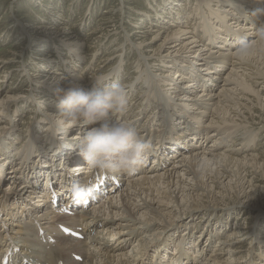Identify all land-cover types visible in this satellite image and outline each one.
<instances>
[{
	"label": "bare ground",
	"instance_id": "bare-ground-1",
	"mask_svg": "<svg viewBox=\"0 0 264 264\" xmlns=\"http://www.w3.org/2000/svg\"><path fill=\"white\" fill-rule=\"evenodd\" d=\"M195 1L198 2L200 0ZM210 1L214 0H203L202 2L204 3L196 2L199 5L208 6V11H204L205 9H203L199 13L201 21L198 27L202 29L199 35V32L190 27L184 25H181V27L176 26L166 33L164 41L156 49L151 50L154 52V55H151V57L155 56V59L160 62L161 66H165L163 72L160 70L159 73H153L150 70L152 69V65L147 64L143 70L140 68V74L138 73L136 77H132L130 85H123L125 88H128L127 92L133 96L138 82H142L143 80L142 88L139 89L143 95L140 97L133 96L134 102L127 112L117 113L113 111L111 112L112 114L110 113V117L117 115V120H127L131 125L135 122L136 124L133 127H136L140 124V112L146 111L148 106L152 105V112L160 114L162 111L161 117L163 121L159 124L160 128L166 129L170 124H173L174 127L168 128L177 137L173 139L175 142H170V144L159 142L156 150L152 148L146 155L143 165L140 166L143 171L132 173V175H128V173H111L115 175L117 181H121L122 183L121 188L117 187L115 191L111 190L109 185L102 187L104 183H108V176L102 182L100 171H97L93 178L88 183H85L86 185L83 188H80L81 182L78 181L79 176L70 172V170L76 171L77 169L84 174V172L89 171L86 164L82 163L83 158L78 154L79 138L85 130L77 132L78 134L74 138V141H72L68 139V135L63 134L67 130L62 132L63 136H60V130L58 131L56 128H53L52 124L48 123L49 125L46 124L44 126V129H48L45 138L38 140L35 132L30 129V133L28 134L29 139L26 142L27 145H24L25 148L21 147L20 152L18 150L12 153L7 145L8 143L4 142L2 137L5 136L4 138H6L7 134L12 135L15 133L12 127L9 130L6 118L13 116L10 111L13 104L10 102H16L19 98L15 97V95H5L0 99V162L1 160L3 161L0 163V260L4 256H7L9 260L13 261V264H245L247 262L248 264H264V255L258 256L259 252H256L257 255L255 256L257 257L255 258L250 255L251 246L259 239L252 225L263 211L258 194L261 188V190L264 189L260 185L262 182L264 184V158H261L264 155V150H260L259 155L261 157L257 155L258 151L248 157H237L240 153L242 154L244 149L253 147L252 138L259 129L264 128V39L258 37L259 29L264 27V11L261 13V9L264 6H255V0H215L218 2L219 7L214 9L210 7ZM246 3L247 7L253 5L254 8H257L258 14L253 15L250 13L251 15L247 16L245 20L242 16H244V12L246 13ZM174 12L178 14L177 10ZM203 12H205V15L202 14ZM205 16L210 22L212 19L210 16H214L220 23V26L221 24L223 25V30H218L216 27L214 33H212L214 29L212 25L217 26L219 23H206L204 21ZM180 19L182 18L180 17ZM237 21H241L242 23L237 25ZM65 30L66 28H61V30L56 29L54 32L56 34H60L61 32L62 34L65 33ZM24 32H26L25 28ZM139 32L135 31V36L139 35L141 37V33ZM146 32L147 30L143 31L142 34ZM158 33H160V30L152 36L156 37ZM205 35H212L216 41L222 39L220 45L229 43L231 46L236 43V40L248 37V40H246L248 47L242 49L239 46L240 49L236 53H228L226 55L222 54V52L219 56H216L215 53H218V50L215 52L211 51V46L215 43V40L208 39ZM235 35L238 36L235 38ZM252 36H256V38L253 39ZM71 43H75L78 48L80 47V43L77 40H73ZM133 43L140 49V56L145 59L146 63L149 58L148 55H144L142 50L148 44H144L143 42H139L141 44H138V42ZM68 47L69 50L73 49L70 45ZM130 47L136 51L131 45ZM220 47L223 48L222 45ZM162 50H167L163 54L165 57L173 55L174 58L169 63H166V60L162 58L163 56L158 57ZM57 52L59 53V50ZM111 52H107L106 56L111 54ZM51 59L53 58L47 61L53 63ZM71 60L73 65L70 67L72 68L70 75L63 80L64 77H55L57 74L51 70L50 75L56 80H46L47 84L44 83L46 89L54 88V93H56L58 88L68 83H71L74 87L89 89V86L85 85L86 87H84V85H80L82 74L79 71L73 73L74 69L79 70L78 68H74L75 65H78L77 59L72 57ZM2 61L0 60V62ZM104 61L109 62L110 58L104 57L100 63ZM177 61L191 64V70L187 67L178 73L181 69L177 67L179 66L176 65ZM3 62L5 63L6 60ZM220 65L223 68L230 65L233 69L222 81L224 88L219 92H214L212 91L214 79L217 80L222 77L221 68L215 69ZM61 66L62 68L64 67L62 64ZM103 67L104 65L98 66L96 70L100 72ZM24 68V63H21L20 67H17L19 73L23 72L24 74L25 72L26 77H31ZM210 69H215L213 72L214 75L216 74L215 77L208 72ZM68 72L69 68L65 65L64 73L69 74ZM112 73L110 75L106 74L105 77H110V79H106L105 83L118 82V72L113 70ZM172 74L176 77H172ZM104 75V73L100 74V76ZM94 76L96 75L93 74L92 77L94 78ZM145 77L148 78L146 79ZM160 77H164L161 80H168L167 85H173L175 89H178L174 90V93L181 91L185 87L184 94L179 98L180 103H175L176 105H173L169 101L164 103L166 98L160 94L162 92L160 85L162 84H158ZM188 78L191 80L182 87L181 80ZM200 78H204L205 81ZM32 80L34 81L32 77L31 79L29 78L28 83H32ZM209 80H212V83H208ZM88 81L89 79L87 80L86 78L85 82ZM259 84H261V88L257 87ZM156 85H159V87H155ZM189 108L193 110L189 111ZM255 110L258 112L257 115L254 114ZM206 111H209V114ZM173 112L175 115H173ZM114 117L111 119H115ZM157 118L154 119L153 115L152 120L145 121L137 131L143 133L148 123H150L148 124L149 127H153V122ZM188 118L190 120H187ZM204 119L206 120L203 121ZM191 120L195 121L192 122ZM243 122H246V124L248 122L260 123L261 128L257 127L259 129L255 134L251 132L252 130L248 129L242 131L241 126ZM198 123H203L204 126L202 128L204 129L198 128ZM250 123L248 124L250 125ZM196 124L197 126H195ZM185 125H189L191 129H185ZM92 126L89 125L87 128ZM193 127H196V129H193ZM41 129L44 130L43 127ZM152 130L158 129L152 128ZM152 130L146 134L149 138L155 133ZM177 132H180V134L177 135ZM188 132L191 133L189 134ZM203 132L206 133L205 136L202 135ZM58 133L60 137H64V139L66 137V141H61L60 137L56 135ZM211 133L215 134L210 135ZM191 135L194 136L191 137ZM163 140L170 141L166 137ZM190 141L196 142L192 144L193 147H196L191 149L192 151L188 148ZM204 141H206L205 144ZM210 141L212 143L208 145L207 142ZM29 145L32 147L27 151L26 148ZM236 145H239L242 149L236 150L239 148H236ZM223 147L227 148L223 149ZM186 149L190 153L189 151L187 154L184 152L187 156L181 157L176 166L172 165L173 167H170L171 161L183 154H178V152L187 151ZM166 155L170 156L166 158ZM54 159L59 160L54 161ZM186 159L189 161L188 166L185 163L187 167L183 170L186 171L188 169L187 172L193 175L197 174L193 170V167L200 161L204 163L212 162L215 165L219 163L218 166L223 168L218 167L219 169H217L216 173H227L226 170L229 169L230 165L236 162H239V164L242 162L245 166L252 168L251 170L253 171L248 174L246 179L240 180V184L235 185L237 188L234 185L231 186L230 181H226V178L217 179L218 184L216 186H219V190L215 193L212 191L211 195H214L213 197L223 199V195L225 196V194L220 190L222 185L227 190L228 187L231 189L235 188L232 194L229 193L231 196L226 200H213L214 202L209 201L210 199L205 200V198H203L204 200H189L182 194H179V197L173 195L174 197L171 199L169 197V188L167 196L157 198L143 197L140 203L136 201L135 198L136 196L138 197L136 190H143L142 193L145 194L144 190L147 189L145 181L146 184L147 181H151L148 185L154 188L153 191L155 190L154 180L160 181L163 179L165 182L161 181L159 183L167 185L172 174L174 176L177 174V177L179 176L178 174L181 173L180 170L182 168L179 169L178 167L182 166V163ZM60 160L63 162L61 163ZM257 161L259 167L254 165ZM176 162L173 161V164ZM49 168H51L50 173ZM160 170L162 173L159 172ZM164 170L165 172H163ZM211 174L208 175L207 180L210 179L212 181L215 173ZM42 175H44V180H47L46 185L39 184ZM87 178L88 176H85L83 179ZM197 179H194V183L191 182L195 186L194 189L200 186V177L199 180ZM14 182H19V189L13 188L12 184ZM100 182L102 184L99 186ZM174 182L177 181L174 180ZM63 184L66 187H63ZM40 188L42 189L40 190ZM106 189L110 190L103 196L104 198L101 200V203H103H99L100 205L96 207L92 203L94 207H89V209H81L82 207H78L79 209H75L74 207L67 209L69 208L67 200L64 202L58 201L61 197H68L73 201H78L82 195H85L86 198H92L97 195L99 196V194L101 195ZM180 189H182V186ZM24 190L27 193L25 198L23 197ZM230 190L228 191L230 192ZM208 192L209 190L205 193ZM34 202L42 204H37V207ZM226 205L228 206V214L232 209L238 207L245 212L249 211L253 216L249 214L250 217H246V225L244 227L240 226L239 229H231L229 226L219 230L215 227L216 231L212 227L215 224L213 219L220 214L219 212ZM214 208H217V210H214ZM197 210L202 211L201 218L204 217L206 221L201 223V225L198 223L192 228L188 225L192 222V217L197 213L194 212ZM63 211L65 212L62 213ZM188 227H190V231H187ZM234 227L236 226L234 225ZM153 228L154 231H152ZM193 229L201 233L199 235L191 234L190 232ZM193 235L195 238H192ZM209 235L211 239L216 238L218 235V243L216 242L212 250L210 247L211 242H207L210 239ZM241 236L244 237L240 238ZM117 239L119 241L115 244ZM245 239L248 241L244 242ZM172 244H175L173 248L171 247ZM10 245H12L11 250L8 252V255H5ZM261 249L264 250V247ZM206 253L208 254L205 255ZM191 260L193 263H190Z\"/></svg>",
	"mask_w": 264,
	"mask_h": 264
},
{
	"label": "rangeland",
	"instance_id": "rangeland-1",
	"mask_svg": "<svg viewBox=\"0 0 264 264\" xmlns=\"http://www.w3.org/2000/svg\"><path fill=\"white\" fill-rule=\"evenodd\" d=\"M202 1L203 0H200L198 2L204 3ZM196 2L197 1H195V0H0V60H3V61L6 60L5 63L3 61L0 62V99L2 97H4L5 95H13V96L15 95V97L19 98L18 100H20V101L17 100L16 102H10L13 104L11 106V110H10L12 112L13 116L6 118L8 126H9V130L12 127L14 129L15 133L12 135L7 134L6 138H4L5 136L2 137L4 142L8 143L7 145L9 146V149H11V152L13 153V152H16L18 150L20 152L21 147L25 148V146L27 145L26 142L29 139L28 134L30 133L29 132L30 129H32L35 132V136L38 137V140L45 138L46 137L45 134H46V131L48 129L47 128L44 129V126L46 124L49 125L48 123L52 124V122L58 118V116H57L58 109L56 107L57 100H58L57 94L54 93V91H55L54 88H52V89L47 88L46 89L45 88L46 86L44 85V83L47 84L46 80H48V81L56 80L53 77H51V75H50L52 72L51 70L55 71V73L57 74V75H55V77L56 76L60 77V78L64 77L63 80H65V77L67 78L70 75V73L72 72V68H70V67L73 65V62L71 59H72V57H75L77 59L78 65H75L74 68H78L79 70L73 68L74 69L73 73H76L77 71H79V73L82 74V78H83V79L80 78V80H81L80 85L82 84V85H84V87L89 86L88 88H91V82L90 81L93 78L92 77L93 74L96 75L94 77H99L101 73H104L105 74L104 76H106V74H108V75L113 74L112 71L115 70L118 72V75H119L118 76L119 80L117 83H121L122 85L126 86V85H130V81H132V77H136V75L138 73L140 74L141 69L143 70L147 64L152 65V69H150V70L153 73H159L160 70L163 72V69H165V66H161L160 62L155 59L156 58L155 56L151 57V55H154V52H152V51L154 49H156L159 46V44H161L164 41V39H165L164 37H165L166 33L169 32L170 30L174 29L176 26L181 27V25L182 26L184 25L186 27H190V28L194 29L196 32H199L198 35L201 33L202 29H200V27H198L199 22L201 21V19H199V17H200L199 13L203 9H205L204 11H208V6L207 5H201V4L199 5V4H197L198 2L197 3ZM121 5H122V8H121ZM209 5H211L210 7L214 8V9L216 7L217 8L219 7L218 2L215 0L210 1ZM254 5L255 6H264V0H255ZM167 6H168V8H166ZM120 8H121V10H120ZM252 8H254L253 5L247 7V3H246V7H245L246 13L244 12V16H242L243 19L246 20L247 16H249L251 14H253V15L258 14V9L257 8L252 9ZM176 10H177L178 14L174 12ZM248 11H249V13H247ZM263 11H264V8L261 9V13ZM202 14L205 15V12H203ZM196 15H198V16H196ZM258 16H256V17H258ZM180 17L182 19H180ZM259 17H262V16L260 15ZM210 18H212L211 19L212 23L213 22L215 24L219 23L218 20L214 18V16H212V17L210 16ZM207 19L208 18L205 16L204 21L206 23H209L210 21ZM179 21H180V23H179ZM197 21H198V23H197ZM229 23H230V21H229ZM240 23H242V22L241 21L236 22L237 25H240ZM212 26L214 28L212 33H214V30L216 29V27L218 30H221V29L223 30V25L221 24V26H220V23L217 26H215V25H212ZM256 26H258V25H256ZM23 27L25 28L26 32H24ZM234 27H235V25H234ZM61 28L62 29L66 28L65 33L61 34V32H60V34L58 33L59 34L58 35L54 32V30H56V29L61 30ZM236 29H237V27H236ZM253 29H255V28H253ZM146 30H147V32L142 34V32L146 31ZM154 30H156V31H154ZM159 30H160V33H158V36H156V37L152 36V35H155L156 32ZM135 31H140L139 33H141V35H140L141 37H139V35L135 36V33H134ZM224 35H222V36L225 37ZM205 36L208 39H212V40L214 39L215 40V43L211 46L212 47L211 51L215 52L218 50V53H215L216 56H219L220 53H222V52H223L222 54H226V55L228 53H236L240 49L242 43L244 41L248 40V37H242L241 40L239 39L240 41L236 40L235 41L236 43H234L233 46L229 45V43L221 44L223 46V48H222V47H220L221 46L220 42H222L221 41L222 39H219L216 41V39L212 35H210L211 38L209 35L208 36L205 35ZM237 36L238 35H235L234 37L236 38ZM60 37H63V38H60ZM136 38H139V39H136ZM252 38L255 39L256 36H252ZM73 40H77V42L80 43L79 48L75 43H71V41H73ZM149 40H151V41H149ZM130 42H138V44H141L143 42L144 44L145 43L148 44V46H145L142 50L144 55H148V58H149V59H147L146 63L144 61L145 60L144 58H142L141 56L138 57L136 55V51H134L130 47V45H131ZM139 42H141V43H139ZM68 45H70V47L73 49L69 50ZM216 46H218V47H216ZM57 50H59V53L57 52ZM111 51H113V52H111ZM145 51H146V53H145ZM166 51L167 50H165V51L162 50L158 57L163 56V54L166 53ZM107 52L108 53L111 52V54L106 56ZM82 56H86L87 58L82 57ZM104 57H109L110 61L109 62L104 61V62L100 63V61H102ZM50 58H53V59H51V61H53V63L47 61ZM162 58L164 60H166V63H169L174 57H173V55H168L166 57L163 56ZM150 61L152 63L149 64L148 62H150ZM199 62H201V61H199ZM21 63L22 64L24 63V66H25L24 69L34 79V81L32 80L33 81L32 83H28V79L29 78L31 79V77H26L25 72H24V74H23V72L19 73V70L17 69V67L18 66L20 67ZM54 63H55V65H53ZM61 64L64 65L63 68H62ZM65 65L67 66V68H69V72H68L69 74L64 73L65 72ZM97 65L98 66L104 65V67L101 69L100 72L96 70L98 68ZM176 65H179L177 67L179 69H181L178 71V73H180L184 68H187V67H189V69L191 70V68H190L191 64H188L186 62L181 63L180 61H177ZM217 65H219V64H217ZM166 66H167V64H166ZM220 68H221L220 72L222 74V77L217 79V80L214 79L215 82H213L214 87L212 89V91H214V92H219L222 88H224V83L222 81L225 78V76L228 75L231 72V70L233 69L230 65H228L226 67L224 66L225 69L223 67H221V65L215 69L218 70ZM215 69L214 70L213 69L208 70V72H210V74L214 77L216 75V74L215 75L213 74ZM186 72H189V71H186ZM141 75H143V74H141ZM2 76H4V77L2 78ZM173 76H175V75L172 74V77ZM86 78H87V80L89 79L88 82H85ZM145 78L147 79L148 77H145ZM162 78H164V77H160L158 84L163 85V86L160 85L161 90H162V92H160V94L162 96H164L166 98V100L162 99L161 97L160 98L165 101L164 103H166L167 101L171 102L173 105H176L175 103H180L181 101H179V98L182 97V95L184 94L183 92L185 91V87L184 88H182V87L185 86L191 79L188 78V79L181 80V82H182L181 91H177L176 93H174L175 92L174 90H178V89H175V86H173V85H167L168 80H165V81L161 80ZM200 79L205 81L204 78H200ZM238 79H240V78H238ZM139 80H141V79L139 78ZM142 82H143V80H142ZM142 82H138L137 87L134 89L133 96L136 95V96L140 97L143 95L142 92L139 91V89L142 88L141 87ZM208 83H212V80H209ZM159 85H156L155 87H159ZM257 87L261 88V84H259ZM11 89H12V91H11ZM127 89L128 88H126V90ZM133 96L129 92H127L128 105H129L128 109L131 108V105L134 102V99H132ZM254 104H255V102H254ZM151 107H152V105H149L147 108L148 111L146 110V111L140 112L141 113V115H139V117H140L139 123L140 124L134 128L136 130H139L145 121L147 122L149 119L152 120L153 115H154V119H156L158 117L157 120L155 122H153V124H154L153 127H149L148 124H150V123H148L146 126V130L143 133L140 132V135L143 138H145V140L149 141L152 144V148L154 150H156V148H158L159 142H166V143L170 144V142H175V141H173V139L177 136L175 133L172 134L169 131V128L174 127L173 124H170L168 126L169 128L167 127L166 129L160 128L159 124H161L163 121V119L161 117L162 111L160 114H157L155 112H152ZM191 110H193V109L189 108V111H191ZM135 111H136V109H135ZM184 111H185V109H184ZM208 112L209 111H206L207 114H209ZM170 113H172V111H170ZM254 114L257 115L258 112H256V110H255ZM173 115H175L174 112H173ZM113 116H115L114 117L115 119H113V120H117V118H116L117 115H112L110 118H113ZM206 119H204L203 121H205ZM187 120H190V119L188 118ZM191 121L193 122L195 120H191ZM174 122H176V120H174ZM203 123H198V126H197V124L195 126H197L198 128L201 129L204 126ZM248 123H250V122H248ZM248 123L247 124H246V122L242 123V126H241L242 131H244L245 129H248L250 131L252 130L251 132L253 134H255V132L259 128H261L260 123L251 122L250 125ZM135 124L136 123L134 122L133 125H135ZM176 124H180V123H176ZM200 124H202V125L200 126ZM157 125H158V127H157ZM247 125H248V127H247ZM87 126H89V125H77L75 127L60 129V131L59 130L58 131L61 133L60 136H63V134H65L66 136L68 135V139L74 141V138L78 134L77 132H80L81 130H86ZM251 126H253V127H251ZM42 127L44 130L41 129ZM242 127H244V128H242ZM257 127H259V128H257ZM152 128H157L158 130H152ZM184 128L189 129L190 127H189V125H185ZM194 128L196 129V127H193V129ZM202 129H204V128H202ZM66 130H67V132L62 134V132H65ZM151 130H152V132H155V133L149 138L146 134ZM166 131H167V133H166ZM177 133H178L177 135L180 134V132H177ZM213 134H215V133H211L210 135H213ZM56 135H58V137H60L59 133ZM202 135L205 136L206 133L203 132ZM193 136L194 135H191V137H193ZM164 137L170 139V141H164L163 140ZM263 137H264V128H261V129H259V131H257L256 135L252 138L253 147H250V148L248 147L249 149H244V151H242V154L240 153V155H238L237 157H244V156L248 157V156L252 155V153L255 154L257 151H258L257 155H259V153L261 152L260 150H264L263 149L264 148V143H263L264 138ZM59 139L61 141H63V140L66 141L67 138L65 137V139H64V137H60ZM196 142H197V140H196ZM196 142L190 141V145L188 146L190 151H192L191 149L196 148V147H193V145H192L193 143H196ZM205 143H206V141H204V144ZM210 143H212V142L211 141L207 142L208 145ZM31 147L32 146L29 145L26 148L27 151H29L31 149ZM237 147H239V145H236V148ZM225 148H227V147H225ZM225 148L223 147V149H225ZM239 148H237L236 150L242 149V148H240V149ZM250 149H251V151L249 152ZM188 151L189 150L183 151V152L179 151L178 154H182V153L184 154V152L187 154ZM190 151H189V153H190ZM198 151H202V150H198ZM183 154L180 155L179 158L176 157L175 159H173L171 161L172 163H171L170 167L172 165L176 166L178 161L181 159V157L184 158L187 156L186 154H184V155ZM169 156L170 155H168V156L166 155V158H168ZM263 156L262 157L260 156V157L264 158ZM3 157H4V155H3ZM57 160H59V159H54V161H57ZM173 161H177V162L175 164H173ZM186 161H187V159H186ZM186 161L184 163H182V166L178 167L179 169L182 168V170H180V172L182 174L179 173L178 177H177L176 173H175L176 176H174L172 174L171 178L174 176L172 178L173 180L170 178V180H168V184L166 182L167 185H165V183H163V184L159 183L161 181L163 182L164 181L163 179H161L160 181L154 180L153 184L155 187V190H154L155 192L153 191L154 188H152V186L148 185V183H150L151 181L150 180L147 181V184L145 181V186L147 187V189L144 190V192L146 195L142 193L143 190H136L137 195H138V197L136 196V198H135L136 201L140 203V200H141V198L143 199V197L144 198L145 197L146 198H157V197L167 196V190H169V188H170V190H169L170 196L169 197L171 199H173V197L175 195H177V197H179L182 194L185 196L186 199H189V200H196V199L204 200L203 198H205V200L210 199L209 201L226 200L227 198L229 199V197L231 196L229 193L232 194L234 192V189L237 188L235 185L240 184L241 183L240 180H244V178L246 179L248 174H250L253 171V170H251L252 168L245 166L242 162H241V164H239V162H236V163L230 165L229 169L226 170L227 173H225V172L216 173L217 169L223 168L221 166L220 167L218 166L219 163H216V165H215V163H212V162L204 163V162L200 161V162H198V164H196L193 167V170L197 173L196 175H193V174H189L187 172L188 169L186 171L183 170L185 167L188 166L189 161H187V162ZM2 162L3 161L1 160L0 163H2ZM62 162L63 161H61V163ZM83 162L85 163L84 160L82 161V163ZM185 163L187 164V166ZM254 165L256 167H259L258 161ZM146 166H147V164H146ZM260 167H261V165H260ZM162 168H165V167H162ZM71 169H72V166H71ZM257 169H259V168H257ZM161 170H163V169H161ZM161 170L159 171L160 173H162ZM165 170L163 172H165ZM89 171L84 172V174H82L81 171H79L77 169H76V171L70 170L71 173H73V174L75 173L77 176H79L78 181L81 183H88L91 180V178H93L95 173L89 172ZM231 171H233V172H231ZM50 172H51V168H49V173ZM211 173H215L212 181L210 179L207 180L208 175H212ZM223 174H225V176H223ZM85 176H88V178L84 180L83 178ZM182 177H184V178H182ZM199 177L201 180L200 186L197 189H194L195 186L192 183H194V179H196V178H198L197 180H199ZM229 177L230 178L232 177L231 180ZM223 178H226V181L227 180L230 181V185L231 186L234 185L235 188L231 189L230 187H228V190H230V189L233 190L232 192H231V190L229 192L222 185V188L220 190L222 191L223 194H225V196L223 195V199H220V198L217 199L216 197H213L214 195H211V194H212V191H213V193H215L216 191L219 190V186H216L218 184L217 179H223ZM188 179H190V180H188ZM174 180L177 182H174ZM46 181L47 180H44V175H42L39 184H43V185L45 184L46 185ZM160 184L162 185V187H160L161 186ZM12 185L14 186L13 188H15L16 190L19 189V182H14ZM156 185H159V186H156ZM260 185L262 187H264L263 182L260 183ZM62 186L66 187L65 184H63ZM121 186H120V188H121ZM181 186H182V189H180ZM41 189L42 188H40V190ZM171 189H173V191H171ZM261 189L259 190L260 195L258 194V197H259L258 199H259V202L261 204L263 211H262L261 215L255 219L254 224L252 225L253 230L256 232V236H258V238H259L257 240V242L254 243L250 248V255H252L253 258L257 257V256H255V255H257L256 252H259L258 256L264 255V252H263L264 250L261 249L264 247V189L263 190H261ZM38 190H39V188H38ZM109 190L110 189H106L103 193H101V195L99 194V196L96 197L94 200L89 198V203L84 208L85 209H89V207L92 208V206H93L92 203H94L95 207L102 204L103 202L101 203V200H103L102 199V198H104L103 196L107 192H109ZM207 190H209V192L205 193ZM175 191H176V193H175ZM23 194H24L23 197L25 198L27 195L25 190H24ZM227 194H229V195H227ZM197 196H199V197H197ZM200 197H202V198H200ZM38 198H40V197H38ZM84 198L85 197L82 196L79 200L83 202L86 199V198L85 199ZM105 198L107 199V197H105ZM97 199H98V201H97ZM65 200L68 201V198H62L61 197V198H59L58 201L64 202ZM262 203H263V205H262ZM34 204L38 207L37 204H42V203H35L34 202ZM68 207L69 208H67V209H71L73 207V205L69 203ZM78 207L83 208V206H81L80 204L74 205L75 209H79ZM227 207H228L227 205L223 206V209L219 212L220 214L217 217H215V219H213L215 221V224L212 226L213 229H215V227H216L217 230H219V229H223L224 227H229V226L231 229L232 228L239 229L240 226L244 227V225H246L245 224L246 217L249 216V214H250V216H253V214L251 215V213H249V211L245 212L244 210H241V208H238V207H236V209L235 208L232 209L231 212L228 214ZM214 210H217V208H214ZM38 212H39V209H38ZM64 212L65 211H63L62 213H64ZM194 213H196V215H194V217H192L193 220L188 225L192 228L195 227L198 223H200V225H201V223L206 221L204 217L201 218L202 211L197 210ZM104 216L107 217L106 215H104ZM200 218H201V220H199ZM194 221H196V222H194ZM238 224H239V226H237ZM234 225L236 227H234ZM190 227H188L187 231H190ZM152 231H154V228L152 229ZM96 233H97V231H96ZM190 233L191 234L194 233V235H199L201 232H196V230L193 229ZM194 235L192 238H195ZM217 236H216V238L211 239V236L209 235L210 239H208V240L206 239L207 242L208 241L211 242L210 243L211 250L216 245ZM243 237L244 236H241L240 238H243ZM118 241H119V239H117L115 241V244ZM247 241L248 240H246V239L244 240V242H247ZM174 245L175 244H172L171 247L173 248ZM191 246L193 247V245H191ZM207 254L208 253H206L205 255H207ZM248 261H249V259H248ZM244 262H245V260H244ZM249 262H251V261H249ZM190 263H193V261L191 260ZM245 264H248V262Z\"/></svg>",
	"mask_w": 264,
	"mask_h": 264
},
{
	"label": "clouds",
	"instance_id": "clouds-1",
	"mask_svg": "<svg viewBox=\"0 0 264 264\" xmlns=\"http://www.w3.org/2000/svg\"><path fill=\"white\" fill-rule=\"evenodd\" d=\"M264 39V27L258 31ZM140 57V49L130 42ZM242 49L248 47L243 42ZM110 77L99 76L91 79V88L74 87L71 83L56 91L57 116L52 122L57 130L77 125H93L79 138L78 154L88 169L95 173H134L143 165L152 144L124 119L113 120L110 113L128 111L127 90L120 83H105Z\"/></svg>",
	"mask_w": 264,
	"mask_h": 264
}]
</instances>
